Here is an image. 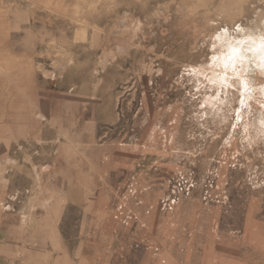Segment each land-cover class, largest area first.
Returning <instances> with one entry per match:
<instances>
[{"label": "rangeland", "instance_id": "rangeland-1", "mask_svg": "<svg viewBox=\"0 0 264 264\" xmlns=\"http://www.w3.org/2000/svg\"><path fill=\"white\" fill-rule=\"evenodd\" d=\"M262 38L264 0H0L1 204L97 133L156 162L135 254L264 264Z\"/></svg>", "mask_w": 264, "mask_h": 264}, {"label": "crops", "instance_id": "crops-1", "mask_svg": "<svg viewBox=\"0 0 264 264\" xmlns=\"http://www.w3.org/2000/svg\"><path fill=\"white\" fill-rule=\"evenodd\" d=\"M6 136L0 133V145L15 140ZM100 137H75L72 156L61 153V166L35 179L23 199L6 206L0 197V264H150L134 252L133 234L145 228L137 214L130 225L125 209L144 196L138 188L131 195L124 176L134 160L139 183L156 162Z\"/></svg>", "mask_w": 264, "mask_h": 264}, {"label": "snow or ice", "instance_id": "snow-or-ice-1", "mask_svg": "<svg viewBox=\"0 0 264 264\" xmlns=\"http://www.w3.org/2000/svg\"><path fill=\"white\" fill-rule=\"evenodd\" d=\"M259 47L261 50H264V38L261 39ZM232 51H233V53H235L236 50L233 49ZM213 59H215V57H213Z\"/></svg>", "mask_w": 264, "mask_h": 264}, {"label": "bare ground", "instance_id": "bare-ground-1", "mask_svg": "<svg viewBox=\"0 0 264 264\" xmlns=\"http://www.w3.org/2000/svg\"><path fill=\"white\" fill-rule=\"evenodd\" d=\"M251 40L255 41V38H251Z\"/></svg>", "mask_w": 264, "mask_h": 264}]
</instances>
